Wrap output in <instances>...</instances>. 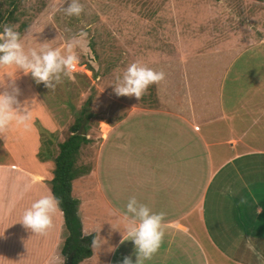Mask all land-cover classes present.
<instances>
[{
	"label": "crops",
	"instance_id": "0c3cea01",
	"mask_svg": "<svg viewBox=\"0 0 264 264\" xmlns=\"http://www.w3.org/2000/svg\"><path fill=\"white\" fill-rule=\"evenodd\" d=\"M236 26L231 39H237L230 42L264 45L263 35L252 40V28ZM234 44L229 50L223 46V52H231ZM6 69L0 67V74ZM28 75L17 69L0 82V92L19 88L18 99L30 113L27 126L13 123L0 135V264H60L61 212L45 235L21 223L24 211L50 192L54 165L38 157L42 142L44 149L50 144L41 131L53 136L66 113L57 110L60 104L43 83ZM221 86L211 116L195 113L191 95L176 98L166 92L158 105L120 108L114 124L102 122L108 131L100 134L95 163L75 172L70 184L71 189L80 184L75 187L82 188L86 203L99 201L101 217L87 210L80 228L82 236L99 232L105 243L90 246L91 255L78 264H122L129 255L135 264L133 241L121 243L132 196L166 213L161 247L145 264H264V211L255 212L264 208V87L253 85L252 99L246 94L234 100L221 98ZM189 89L186 83L183 90ZM85 140L74 169L81 147L89 143Z\"/></svg>",
	"mask_w": 264,
	"mask_h": 264
},
{
	"label": "rangeland",
	"instance_id": "374dc122",
	"mask_svg": "<svg viewBox=\"0 0 264 264\" xmlns=\"http://www.w3.org/2000/svg\"><path fill=\"white\" fill-rule=\"evenodd\" d=\"M80 2L85 6L84 13L80 17H69L60 10L67 6L65 0H0V31L6 24L14 25L21 34L25 50L45 46L63 50L71 35L82 29L89 33L87 42L78 50V66L83 67V71L73 73L71 79L63 78L54 89L45 87L49 97L60 104L57 110L66 113L57 123L53 136L41 131L42 140L50 144L44 149L42 142L39 158L49 161L56 155V145L66 139L81 114L86 120H80L77 132L89 138V143L81 147L75 172L95 163L100 134L108 131L102 124H114L120 108L153 107L154 103L159 104V98L168 95L166 92H172L176 98L191 95L195 113L211 116L213 97L218 94L220 82L223 99H241L246 94L252 99L253 85L263 84L264 87V45L230 42L237 39H231L234 29L239 30L236 24L252 28V40H257L256 36L264 37V0ZM233 44L235 49L223 52V46L228 49ZM182 51L190 52L182 58ZM136 61L164 71L165 80L150 85L140 100L134 96L117 97L113 90L117 76ZM6 68L0 74V82L10 79L17 70L15 66ZM28 78L34 80L30 73ZM186 83L189 90H183ZM80 125L83 132L79 130ZM74 185L80 184L74 182ZM75 186L71 194L77 201L79 221L87 210L91 211V217L99 219L102 215L99 201L86 203L82 188ZM61 229L64 239V228ZM58 250L60 264H64L59 247Z\"/></svg>",
	"mask_w": 264,
	"mask_h": 264
},
{
	"label": "clouds",
	"instance_id": "9594fccd",
	"mask_svg": "<svg viewBox=\"0 0 264 264\" xmlns=\"http://www.w3.org/2000/svg\"><path fill=\"white\" fill-rule=\"evenodd\" d=\"M66 7L62 10L65 15L80 17L85 6L80 0H65ZM89 33L86 30L71 35L64 49L45 46L39 50H25L21 34L14 25H4L0 31V67L15 66L25 74H31L37 84L43 83L48 89H54L62 83L63 78H73L76 66L80 63L79 49L87 42ZM164 71H157L136 61L127 66L122 75H118L113 85L117 97L128 96L140 100L146 94L150 85L159 84L165 80ZM20 90L12 86L11 90L0 92V135H4L12 126H27L30 113L21 104L18 97ZM245 201H242L244 203ZM60 198L49 192L37 199L27 208L22 217L24 228L35 234L45 235L52 227L53 216L59 210ZM264 208L257 207L258 216ZM166 213L154 212L148 205L141 203L135 196L129 198L124 214L126 236L121 243L131 240L135 246V264H145L161 247L165 231ZM105 241L99 232L92 240L93 248H101ZM122 264H134L132 256H125Z\"/></svg>",
	"mask_w": 264,
	"mask_h": 264
},
{
	"label": "trees",
	"instance_id": "16d2710c",
	"mask_svg": "<svg viewBox=\"0 0 264 264\" xmlns=\"http://www.w3.org/2000/svg\"><path fill=\"white\" fill-rule=\"evenodd\" d=\"M81 119L78 118L70 128L71 135L57 145V154L52 158V178L49 190L60 198L59 211L62 214L65 236L60 248L64 264H78L91 255L90 246L95 235L82 236L80 221L77 216V201L71 197V180L75 176L74 158L80 145L86 142L84 136L77 133ZM39 157V154H38Z\"/></svg>",
	"mask_w": 264,
	"mask_h": 264
},
{
	"label": "built area",
	"instance_id": "2783aa9c",
	"mask_svg": "<svg viewBox=\"0 0 264 264\" xmlns=\"http://www.w3.org/2000/svg\"><path fill=\"white\" fill-rule=\"evenodd\" d=\"M83 67L81 66H76L75 70H74V73H77L78 71H82Z\"/></svg>",
	"mask_w": 264,
	"mask_h": 264
},
{
	"label": "water",
	"instance_id": "95a60500",
	"mask_svg": "<svg viewBox=\"0 0 264 264\" xmlns=\"http://www.w3.org/2000/svg\"><path fill=\"white\" fill-rule=\"evenodd\" d=\"M79 130H81L82 131V128H81V125H80V127H79ZM83 132V131H82ZM78 135H80V133H78ZM81 136V135H80Z\"/></svg>",
	"mask_w": 264,
	"mask_h": 264
}]
</instances>
